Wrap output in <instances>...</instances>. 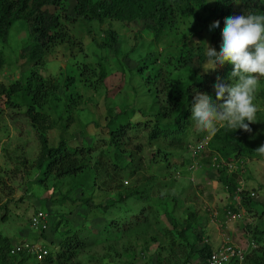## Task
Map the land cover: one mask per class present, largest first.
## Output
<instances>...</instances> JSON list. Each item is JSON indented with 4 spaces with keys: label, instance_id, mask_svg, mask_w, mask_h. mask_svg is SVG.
Segmentation results:
<instances>
[{
    "label": "rangeland",
    "instance_id": "374dc122",
    "mask_svg": "<svg viewBox=\"0 0 264 264\" xmlns=\"http://www.w3.org/2000/svg\"><path fill=\"white\" fill-rule=\"evenodd\" d=\"M258 1L264 11V0ZM213 5L214 0L207 1L209 9ZM208 15L199 12L201 20ZM149 24L147 20L79 21L72 28L79 48L51 50L32 63L24 56L31 43L28 27L23 23L11 27L6 43L0 44V84L23 81L33 71L49 89L33 114H25L24 108L0 96V251L28 244L45 253L50 240L58 241L50 236L53 226L68 223V229L80 231L84 246L64 264H182L188 249L177 233L189 213L195 214L198 225L197 230L184 233L188 243L197 233L209 244L220 241L244 248L255 235L259 246L264 244V158H242L225 166L220 177L236 187V195L230 198L215 181L220 166L204 151L218 128L241 118L248 123L250 138H264V20L250 44L239 42L225 28L215 46L208 37L212 20L198 28L185 21L156 38L147 30ZM106 31L117 36L111 48L101 45ZM197 42L203 46L202 57L192 48ZM189 48L187 67L167 78L163 59L177 58ZM238 54L252 56L261 66L251 73L235 68ZM68 67L76 73L69 83L64 81ZM148 75L156 87L151 86L150 92L144 80ZM111 120L129 126L118 149L108 144ZM173 120L182 128L176 136L179 141L174 142L173 136L147 138L156 122L163 126ZM42 139L48 148L63 140L90 149L91 165L99 153L109 163L116 157L121 168L95 172L90 166L91 171L77 176L43 178L36 168L43 161ZM190 153L198 155L190 158ZM127 195L130 201L121 204ZM79 200L86 205H77ZM127 206L148 207L149 217L137 224L141 220L134 212L135 219L124 214L129 220H122L119 213ZM227 207L235 210L231 222L223 217ZM37 212L45 215L46 225L32 228L31 218ZM126 223L132 227L123 232ZM106 227L111 228L104 231ZM41 233H47V239L38 238ZM259 255L249 252L244 261L231 264H255ZM21 258L7 257L5 264H41L43 257L39 262Z\"/></svg>",
    "mask_w": 264,
    "mask_h": 264
},
{
    "label": "trees",
    "instance_id": "16d2710c",
    "mask_svg": "<svg viewBox=\"0 0 264 264\" xmlns=\"http://www.w3.org/2000/svg\"><path fill=\"white\" fill-rule=\"evenodd\" d=\"M207 1L101 0L95 2V0H0V44L6 43L12 26L18 23L25 24L28 27V37L31 43H29L24 56L27 63H32L48 54L51 50L62 49L63 52H67L72 45L79 48L80 42L72 32V28L76 27L77 22L102 23L105 20L125 24L136 20H147L150 24L146 28L151 31L154 38L167 28L176 30L177 26L184 24L185 21L192 23L198 28L200 27V23L203 24L207 20H212L213 32L209 33L208 37L210 43L214 46L220 42L219 38L224 33L225 28L232 30L239 42L245 41L250 44L256 36H259L258 33H255V30L261 28L264 20V11L259 7L258 0H214V5L211 9L207 7ZM71 2L72 4H70ZM199 12H208L207 20H201ZM106 34L107 37L103 39L101 45L111 48L117 42V36L112 34L111 31H106ZM192 48H195L202 57L203 46L201 42H197ZM192 48L179 52L177 58L173 55H168V59H163L164 74L167 78L172 74V71H178L187 67L190 62ZM233 61L235 68L247 69L249 73L258 70L261 66L259 60L249 55L238 54ZM2 64L3 61L0 56V66ZM66 70L64 81L67 83L73 82V77L76 74L75 70L70 67ZM85 71L86 68L84 67L83 72ZM86 72V80L88 81V71ZM157 74L158 72L155 76ZM103 76V71L100 68L99 79L101 81L103 80ZM149 79L150 75L146 79L144 78L149 83L148 88H146L147 92H150L149 88L153 86L148 81ZM168 80L170 81V79ZM154 88H156L155 85L152 89ZM47 89L49 87H46L40 76L32 71L23 81L17 80L7 86L0 84V96H4L7 99V103L11 105L24 108L25 114H33L35 108H40L43 104V100L48 93ZM158 116H160V112ZM179 120L182 119L180 118ZM175 121L173 120L172 123L163 126H159L156 122L147 138L153 140L173 136L174 142L179 141L176 136L182 133V128ZM128 128L127 124L111 120L106 131L108 144L113 149H118L122 145V138H124ZM41 143L40 152L43 161L36 168L41 169L40 175L43 178L52 176L61 179L77 176L85 171H91L92 168H89L90 166L94 168L95 172L114 171L121 168L116 157H114L116 159H114V162L109 163V160L103 157L102 153L97 154L94 163L91 165V151L84 146L72 147L63 140H60L55 147L50 148L46 146L45 140L42 139ZM204 151L208 152L210 158L213 156L214 162L220 166L216 169L219 175L217 174L215 181L223 186V188L225 187L230 194L229 197L233 198L236 195V187L227 182L223 177H220V175L224 172L225 166L233 161H239L242 158H264V138L262 135L250 138L248 135V123L246 119L241 118L230 123H225L218 128L210 140L204 144ZM197 155L190 153V158H195ZM129 197L127 195V197H124L125 199H121V204L130 201ZM76 202L77 205H86V201L84 200ZM144 211L147 215L144 214ZM226 211L235 213V210L231 207H227L224 213ZM134 212H139L137 214L138 217H136L137 215L135 217L136 220H141L137 224H141L149 217L148 212H150V208L144 206L138 210L132 206H127L119 214L122 220H125V218L129 220V218L135 219L134 215H132ZM124 214H128L127 216L130 217H123ZM196 219L194 213H189L185 219L184 227L177 233V237H181V240L188 249L185 261L182 264H205V260L208 259L211 252L217 247L212 248L211 244L207 243L206 240L202 241L201 235L197 233L193 236V242L188 243L184 237V233L188 230H197L198 224ZM261 219L262 233L264 234V211L261 213ZM67 225L68 223L59 224L57 227L53 226L54 229H52L50 236H57L58 241L55 244L50 240L47 246L44 247L46 252L43 255L41 264H64L65 262L72 261L78 251L84 246V242L78 236V232L80 231L77 228L68 229ZM60 226L67 229L58 230ZM131 227V223H126L121 230L125 232ZM109 228L111 227H106L104 231H107ZM47 233L39 234L38 238L41 240L47 239ZM252 239L253 245L256 246L257 244L258 246H256L255 250H253L254 247L248 248L243 261L249 252L257 251L260 253L259 259L253 262L255 264H264V244L259 246L258 242L260 240L256 235ZM22 243H25V241ZM47 248L49 249L47 250ZM10 249L11 247L8 249L4 247L0 251V264H5L7 257H11L13 260L24 257L36 261L34 254L25 251L10 254ZM139 258V260H143L144 254H140ZM193 258H195V262Z\"/></svg>",
    "mask_w": 264,
    "mask_h": 264
},
{
    "label": "built area",
    "instance_id": "2783aa9c",
    "mask_svg": "<svg viewBox=\"0 0 264 264\" xmlns=\"http://www.w3.org/2000/svg\"><path fill=\"white\" fill-rule=\"evenodd\" d=\"M225 218L227 221L231 220L234 216L231 214H235L229 211H226ZM229 216L231 218H229ZM40 223V226L46 225L45 215L37 212L31 218L30 225L32 228H35L36 225ZM253 243L250 242L245 245L244 248H240L236 245L229 244L228 242H221L214 251L211 252L208 259L205 260V264H228L231 262L239 263L243 260L244 255L246 254V250L248 248H253ZM20 251H25L30 254H34L36 260H41L43 255L45 254L42 249H39L37 246L23 244L20 246H14L10 251V254H14Z\"/></svg>",
    "mask_w": 264,
    "mask_h": 264
},
{
    "label": "crops",
    "instance_id": "0c3cea01",
    "mask_svg": "<svg viewBox=\"0 0 264 264\" xmlns=\"http://www.w3.org/2000/svg\"><path fill=\"white\" fill-rule=\"evenodd\" d=\"M223 214H224V213H223ZM223 217H224V220H225V219H226V218H225V215H223ZM225 222H231V221H227V220H225ZM215 238L217 239L218 236H215L214 239H215ZM215 241H216V240H215ZM219 242H220V241H219ZM219 242H216V243L211 244V247L214 248L215 246L219 245V244H220Z\"/></svg>",
    "mask_w": 264,
    "mask_h": 264
}]
</instances>
